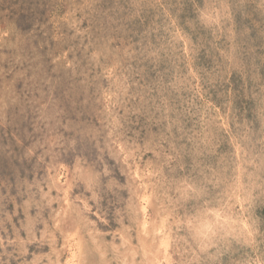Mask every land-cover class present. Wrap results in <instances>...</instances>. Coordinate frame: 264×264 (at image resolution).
Instances as JSON below:
<instances>
[{
  "label": "rangeland",
  "instance_id": "rangeland-1",
  "mask_svg": "<svg viewBox=\"0 0 264 264\" xmlns=\"http://www.w3.org/2000/svg\"><path fill=\"white\" fill-rule=\"evenodd\" d=\"M75 249L264 264V0H0V264Z\"/></svg>",
  "mask_w": 264,
  "mask_h": 264
},
{
  "label": "bare ground",
  "instance_id": "bare-ground-1",
  "mask_svg": "<svg viewBox=\"0 0 264 264\" xmlns=\"http://www.w3.org/2000/svg\"><path fill=\"white\" fill-rule=\"evenodd\" d=\"M137 173H138V172H137ZM139 173L141 174V172H139ZM139 178H140V177H139ZM140 179H141V178H140ZM149 194H150V193H149ZM67 198H68V197H67ZM143 200H144V205L142 206L143 209H140V210H144L143 212L147 215V204H148L149 200H148V198H145V197H143ZM143 200H142V201H143ZM69 202H70V201H69ZM139 202H140V201H139ZM67 205H68V204H67ZM141 213H142V212H141ZM219 213H220V212H219ZM220 214H221V213H220ZM225 214H226V213H225ZM214 215H215V214H214ZM228 216H230V215L228 214ZM228 216L226 217V219L228 218ZM220 217H221V216H220ZM213 218H215V217L213 216ZM232 218H233V217H232ZM158 219H159V218H158ZM208 219H210V218H208ZM216 219H217V218H216ZM218 219H219V217H218ZM229 219H230V218H229ZM204 220H205V219H204ZM233 220H234V218H233ZM237 220H238V219H237ZM242 220H243V219H241V221H242ZM219 221H220V220H219ZM219 221H218V222H219ZM231 221H232V219H231ZM163 222H164V221H163ZM163 222H160V226H161V224H162ZM200 222H201V221H200ZM203 222H204V221H203ZM222 222H223V221H222ZM225 222H226V221H225ZM142 223H143V222H142ZM219 223H221V222H219ZM229 223H230V220H229ZM229 223H228V224H229ZM239 223H241V222H239ZM244 223H246V222H244ZM244 223H243V224H244ZM247 223H248V222H247ZM92 224H93V223H92ZM147 224H148V221L145 220V221H144V224H143V225H144V230L147 229ZM197 224H198V223H197ZM212 224H213V223H212ZM221 224H222V223H221ZM233 224H235V222H234ZM216 225H217V224H216ZM219 225H220V224H219ZM224 225H225V224H224ZM224 225H223V226H224ZM226 225H227V224H226ZM226 225H225V226H226ZM162 226H163V225H162ZM199 226H200V225H199ZM228 226H229V225H228ZM247 226H248V225H247ZM155 227H156V226H155ZM155 227H153V232L155 231V233H157V232L159 233L158 228H155ZM163 227H164V226H163ZM165 227H166V226H165ZM167 227H168V226H167ZM159 228H161V227H159ZM224 228H225V227H224ZM229 228H230V227H229ZM244 228H246V227H244ZM211 229H212V228H211ZM231 229H232V228H231ZM94 230H95V229H94ZM198 230H199V229H198ZM200 230H201V229H200ZM200 230H199V231H200ZM207 230H208V229H207ZM163 231H164V230H163ZM196 231H197V230H196ZM93 232H94V231H93ZM95 232H96V231H95ZM141 232H142V231H141ZM161 232H162V230H161ZM197 232H198V231H197ZM90 233H91V232H90ZM158 233H157V234H158ZM198 233H199V232H198ZM214 233H215V232H214ZM92 234H93V233H91V235H92ZM96 234H98V233H96ZM96 234H95V235H96ZM144 234H145V233H144ZM157 234H156V235H157ZM203 234H204V233H203ZM141 235H142V234H141ZM97 236H98V235H97ZM152 236H153V235H152ZM154 236H155V235H154ZM92 237H93V236H92ZM209 237H210V236H209ZM73 238H74V237H73ZM125 238H126V237H125ZM95 239H96V238H95ZM98 239H99V238H98ZM162 239H163V238H162ZM101 241H102V240H101ZM158 241H159V239H158ZM81 242H82V241H81ZM93 242H94V241H93ZM95 242H97V241H95ZM103 243H104V242H103ZM77 244H78V243H77ZM97 244H98V243H97ZM126 244H127V243H126ZM55 245H56V244H55ZM68 245H69V244H68ZM77 246H78V248L81 247V246H79V245H77ZM83 246H84V245H83ZM106 246H107V245H106ZM129 246H130V245H129ZM164 246H166V243H164ZM50 247H51V246H50ZM95 247H96V246H95ZM140 247H141V246H140ZM102 248H103V247H102ZM119 248H120V247H119ZM119 248H118V250H119ZM125 248H126V247H125ZM131 248H132V247H131ZM165 248H166V247H165ZM80 249L82 250V248H80ZM83 249H84V248H83ZM106 249H107V248H106ZM129 249H130V248H129ZM147 249H148V248H147ZM103 250H104V249H103ZM105 251H106V250H105ZM124 251H125V250H124ZM102 252L104 253V251H102ZM117 252H118V251H117ZM120 253H121V252H120ZM133 253H134V251H133ZM144 253H145V252H144ZM163 253H164V254H162L163 257H164L163 259H164V260H167V259H166V256H167V255H166V252L163 251ZM77 254H79V252H77V249H75V250L73 251V253H72V256H71L70 258L67 259L66 264H78L79 262L76 260ZM84 254H85V253H84ZM107 254H108V253H107ZM131 254H132V253H131ZM134 254H135V253H134ZM80 255H81V254H80ZM82 255H83V254H82ZM101 255H102V254H101ZM121 255H122V254H121ZM135 255H136V254H135ZM135 255H133V256H135ZM144 255H145V254H144ZM144 255H143V256H144ZM104 256H105V255H104ZM133 256H131V257H133ZM78 257H79V255H78ZM105 257H106V256H105ZM80 258H81V257H80ZM84 258H85V257H84ZM84 258H83V259H84ZM111 258H112V257H111ZM125 258H126V257H125ZM143 258H144V257H143ZM83 259H82V260H83ZM102 259H104V258H102ZM131 259H132V258H131ZM154 259H155V258H154ZM105 260H106V259H105ZM123 260H124V258H123ZM121 261H122V259H121ZM59 262H60V261H59ZM59 262H58V263H59ZM105 262H107V261H105ZM126 262H128V261H126ZM124 263H125V262H124ZM132 263H133V262H132ZM144 263H145V262H144ZM171 263H172V262H171ZM171 263H170L169 260H167L165 264H171ZM59 264H61V263H59ZM128 264H129V263H128ZM141 264H142V263H141ZM159 264H164V263H163V261H160Z\"/></svg>",
  "mask_w": 264,
  "mask_h": 264
}]
</instances>
